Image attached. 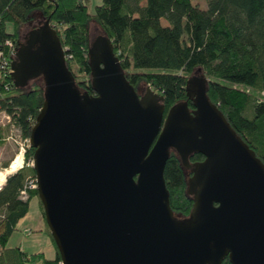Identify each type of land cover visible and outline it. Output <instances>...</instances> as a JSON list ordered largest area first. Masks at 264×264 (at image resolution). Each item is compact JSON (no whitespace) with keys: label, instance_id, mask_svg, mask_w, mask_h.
Masks as SVG:
<instances>
[{"label":"water","instance_id":"obj_1","mask_svg":"<svg viewBox=\"0 0 264 264\" xmlns=\"http://www.w3.org/2000/svg\"><path fill=\"white\" fill-rule=\"evenodd\" d=\"M29 30L12 77L23 89L43 80L32 168L62 264H264V163L212 103L204 75L187 83L194 108L180 102L165 118L164 97L151 86L138 94L104 33L90 37V95L50 20ZM172 153L192 174L183 219L165 180ZM194 154L205 159L191 163Z\"/></svg>","mask_w":264,"mask_h":264},{"label":"trees","instance_id":"obj_2","mask_svg":"<svg viewBox=\"0 0 264 264\" xmlns=\"http://www.w3.org/2000/svg\"><path fill=\"white\" fill-rule=\"evenodd\" d=\"M101 1L92 14L84 0H0V50L8 64L0 65V111L12 117L22 137L30 138L45 101L44 87L38 79L30 89L17 88L11 67L23 27L34 23L39 11V20H50L55 27L67 67L81 90L94 94L89 48L90 25L96 22L112 41L130 84L136 89L142 84L151 86L164 97L165 118L180 102L194 108L186 87L193 75L201 73L208 80L212 103L264 163V99L260 98L264 95V0H205L206 9L202 0ZM7 131L0 127V146L5 145ZM34 152L32 147L27 150V161L33 160ZM204 159L194 154L190 161ZM191 175L172 153L165 180L170 206L184 218L190 216L194 204L187 193ZM30 176H36L34 169L25 167L8 177L0 191V264H62L38 191H29L27 201L20 199ZM33 198L39 200L45 231L56 250L54 259L8 247ZM223 264L231 263L226 258Z\"/></svg>","mask_w":264,"mask_h":264},{"label":"rangeland","instance_id":"obj_3","mask_svg":"<svg viewBox=\"0 0 264 264\" xmlns=\"http://www.w3.org/2000/svg\"><path fill=\"white\" fill-rule=\"evenodd\" d=\"M89 8V12L94 14L95 9L98 5L102 3L101 0H84ZM202 8L206 9L207 4L205 0L201 2ZM37 20L41 18V13L39 11L35 12ZM36 20V21H37ZM43 20H40L38 23H42ZM31 27H23V33L29 30ZM103 35V31L100 29L96 22H92L90 25V37L96 39V37ZM39 85H42V80H38ZM34 82L30 84L27 89L32 88ZM141 89H144L146 92V85L142 84ZM261 99H264V95L260 96ZM18 147L14 143L5 142V145L0 146V162L1 165L6 163H11L15 158L16 153L18 152ZM177 219H183L181 215H175ZM46 226L43 216L40 210V204L38 198H33L30 202L29 213L27 216L22 219L18 225V229L14 232L11 237L8 247L16 248L19 247L21 250H24L30 254L35 253H44L48 259H54L56 257V250L50 236L45 233ZM29 231L30 234L26 235L24 232Z\"/></svg>","mask_w":264,"mask_h":264},{"label":"built area","instance_id":"obj_4","mask_svg":"<svg viewBox=\"0 0 264 264\" xmlns=\"http://www.w3.org/2000/svg\"><path fill=\"white\" fill-rule=\"evenodd\" d=\"M6 45L12 47V43L10 41L6 42ZM16 52L14 53V55ZM5 52L0 50V65L7 66V60L5 57ZM0 127H7V135L6 141L14 143L15 146L18 148V152L15 155V158L11 161L8 168H0V191L4 188L8 177L13 174H16L20 170H23L25 167H33V160L27 161L26 160V153L27 150L31 147L30 138L22 137L21 132L16 128L15 124L13 123L12 117L8 115L4 111H0ZM18 156H21L22 161L20 166H15L14 162ZM38 182L37 177L30 176L27 178L26 183L22 191L20 192V199L23 201H27L29 199V191L37 190ZM26 235H29V231L24 232ZM1 249V246H0Z\"/></svg>","mask_w":264,"mask_h":264},{"label":"flooded vegetation","instance_id":"obj_5","mask_svg":"<svg viewBox=\"0 0 264 264\" xmlns=\"http://www.w3.org/2000/svg\"><path fill=\"white\" fill-rule=\"evenodd\" d=\"M40 20H37V21H35L34 23H31V24H29L28 26H27V28H29V27H31L30 28V30H34L35 28H38L39 26H40V23H38ZM29 30V31H30ZM19 48H20V46H19ZM19 48H18V50H19ZM17 50V51H18ZM137 90V92H138V94L142 97L143 95H144V93H145V90L144 89H141V88H137L136 89ZM94 94H92V95H96L95 94V92H93Z\"/></svg>","mask_w":264,"mask_h":264},{"label":"bare ground","instance_id":"obj_6","mask_svg":"<svg viewBox=\"0 0 264 264\" xmlns=\"http://www.w3.org/2000/svg\"><path fill=\"white\" fill-rule=\"evenodd\" d=\"M21 161H22L21 156H18L17 159H16L15 162H14V165H15V166H20Z\"/></svg>","mask_w":264,"mask_h":264},{"label":"crops","instance_id":"obj_7","mask_svg":"<svg viewBox=\"0 0 264 264\" xmlns=\"http://www.w3.org/2000/svg\"><path fill=\"white\" fill-rule=\"evenodd\" d=\"M0 168H4V167H2V165H1V162H0ZM46 233V232H45ZM23 252H26V251H24V250H22ZM28 253V252H27Z\"/></svg>","mask_w":264,"mask_h":264}]
</instances>
